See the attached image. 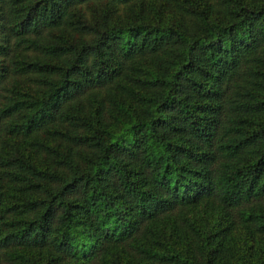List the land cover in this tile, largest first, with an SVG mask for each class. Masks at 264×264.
Masks as SVG:
<instances>
[{
    "label": "trees",
    "instance_id": "obj_1",
    "mask_svg": "<svg viewBox=\"0 0 264 264\" xmlns=\"http://www.w3.org/2000/svg\"><path fill=\"white\" fill-rule=\"evenodd\" d=\"M0 264H264V0H0Z\"/></svg>",
    "mask_w": 264,
    "mask_h": 264
},
{
    "label": "rangeland",
    "instance_id": "obj_2",
    "mask_svg": "<svg viewBox=\"0 0 264 264\" xmlns=\"http://www.w3.org/2000/svg\"><path fill=\"white\" fill-rule=\"evenodd\" d=\"M215 2H216V1H215ZM215 2H214V3H215ZM149 4H150V3H148V6H149ZM146 5H147V4H146ZM117 13H118V14H122V13H124V12H121V10H120V11L116 12V14H117Z\"/></svg>",
    "mask_w": 264,
    "mask_h": 264
}]
</instances>
